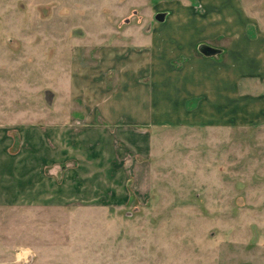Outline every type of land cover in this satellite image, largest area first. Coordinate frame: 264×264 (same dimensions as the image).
I'll use <instances>...</instances> for the list:
<instances>
[{"label":"rangeland","instance_id":"rangeland-1","mask_svg":"<svg viewBox=\"0 0 264 264\" xmlns=\"http://www.w3.org/2000/svg\"><path fill=\"white\" fill-rule=\"evenodd\" d=\"M168 1L0 0V133L48 119L53 96L64 106L73 64L144 48ZM239 1L251 33L264 32V0ZM239 88L248 108L264 99V80ZM131 169L117 202L0 208V264H264V111L155 126L150 156Z\"/></svg>","mask_w":264,"mask_h":264},{"label":"crops","instance_id":"crops-1","mask_svg":"<svg viewBox=\"0 0 264 264\" xmlns=\"http://www.w3.org/2000/svg\"><path fill=\"white\" fill-rule=\"evenodd\" d=\"M168 2L144 48L120 55L109 47L97 66L73 64L64 106L53 96L48 119L0 133V208L117 202L131 165L150 156L155 126L225 125L263 113L262 97L248 108L239 95L243 79L264 80V32L251 33L240 1ZM203 44L220 52L207 57Z\"/></svg>","mask_w":264,"mask_h":264},{"label":"water","instance_id":"water-1","mask_svg":"<svg viewBox=\"0 0 264 264\" xmlns=\"http://www.w3.org/2000/svg\"><path fill=\"white\" fill-rule=\"evenodd\" d=\"M167 17V13L166 12H160L158 14H156L155 19L158 22H164L166 20ZM199 51L200 53H202L203 55L207 56V57H211V56H215L216 54H218L220 51L212 46L203 44L199 47Z\"/></svg>","mask_w":264,"mask_h":264},{"label":"flooded vegetation","instance_id":"flooded-vegetation-1","mask_svg":"<svg viewBox=\"0 0 264 264\" xmlns=\"http://www.w3.org/2000/svg\"><path fill=\"white\" fill-rule=\"evenodd\" d=\"M19 255H20V254L18 253V259H22L23 257H22V258H19Z\"/></svg>","mask_w":264,"mask_h":264},{"label":"bare ground","instance_id":"bare-ground-1","mask_svg":"<svg viewBox=\"0 0 264 264\" xmlns=\"http://www.w3.org/2000/svg\"><path fill=\"white\" fill-rule=\"evenodd\" d=\"M20 257H21V255H20Z\"/></svg>","mask_w":264,"mask_h":264}]
</instances>
